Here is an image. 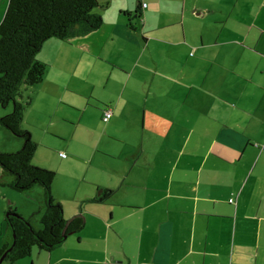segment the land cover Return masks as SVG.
<instances>
[{
	"label": "crops",
	"instance_id": "crops-1",
	"mask_svg": "<svg viewBox=\"0 0 264 264\" xmlns=\"http://www.w3.org/2000/svg\"><path fill=\"white\" fill-rule=\"evenodd\" d=\"M253 1L100 0L98 28L43 42L44 76L28 91L22 126L37 143L33 163L55 171L64 216L84 224L50 250L1 264H264V0ZM158 22L164 47L146 34ZM137 50L149 53L140 93ZM130 51L133 69L122 64ZM116 76L122 88L94 107L92 89ZM0 134V151L21 148L1 124ZM129 140L139 146L111 150ZM10 180L0 166V246L13 239L9 204L36 229L46 207L42 186L19 194Z\"/></svg>",
	"mask_w": 264,
	"mask_h": 264
},
{
	"label": "trees",
	"instance_id": "trees-1",
	"mask_svg": "<svg viewBox=\"0 0 264 264\" xmlns=\"http://www.w3.org/2000/svg\"><path fill=\"white\" fill-rule=\"evenodd\" d=\"M99 3L100 0H8L0 21V105L12 104L10 111L0 115V124L23 142L18 150L0 151V166L11 176L8 184L17 191L42 186L46 205L38 229L13 204L7 206L4 220L14 237L0 246V257L11 246L3 259L9 263L30 255L35 247L50 250L65 235L83 227V218L76 215L67 219L61 203L53 197L55 171L33 163L37 143L22 126V120L29 102L28 91L43 79L46 67L37 59V51L47 38L68 40L98 28L102 24V16L96 11Z\"/></svg>",
	"mask_w": 264,
	"mask_h": 264
},
{
	"label": "rangeland",
	"instance_id": "rangeland-1",
	"mask_svg": "<svg viewBox=\"0 0 264 264\" xmlns=\"http://www.w3.org/2000/svg\"><path fill=\"white\" fill-rule=\"evenodd\" d=\"M159 2V1H158ZM188 2H189V0H188ZM254 2H258V0L257 1H253V3ZM7 3H8V0H0V21H1V19H2V17H3V14H4V12H5V9H6V6H7ZM251 5H252V2H251ZM158 9L161 11V9H162V7H161V3H159L158 4ZM251 9L252 10H254V5H252V7H251ZM190 12H192V14H196V13H194L193 11H190ZM254 12H252V14H253ZM191 13H189V14H186V16H185V23L186 24H188V22H189V15H190ZM191 21H193L192 19H191ZM153 23L154 25H156L157 24V22L155 21V20H153V21H150V23ZM165 22H158V25L160 26L161 24H164ZM185 24V25H186ZM139 28L141 27V25H140V23L137 25ZM153 26V25H152ZM161 27L162 26H160L159 28H153V30H148L150 27H149V24H148V26L146 27V29L148 30L147 32H146V34H154V37L156 38V41L157 42H160L161 43V45H162V41L161 40H158V39H160V35H161V33H163V29H161ZM189 30L188 29H186V33H187V35L189 34ZM156 35V36H155ZM141 41V40H140ZM140 41H138L139 43H140ZM156 41H154L153 40V42H156ZM141 43H142V41H141ZM164 45V44H163ZM162 45V46H163ZM155 47V44H153L152 45V47L151 48H154ZM164 47V46H163ZM139 51L140 50H137V54L139 53ZM140 53H143V56L142 57H140V55H138L139 56V58H138V64H137V66L135 67V70L132 72V80H134V81H136V79H138V82H139V84L141 85V88H139V90H138V92L140 93V92H143V87L145 86V84H146V81L150 78V68H147L146 67V62H145V57H146V55L148 56V52L147 51H143V52H141L140 51ZM153 56H154V58L155 59H159V60H161L162 58H161V56L157 53V52H153ZM178 56V55H177ZM128 57L132 60L131 61V63H129V61L128 62H125V61H122V64H124V65H131L130 66V69H133V67H134V65L132 64V62H135V59H136V51H130L129 53H128ZM105 60V59H104ZM106 61V60H105ZM107 62H109L108 60H107ZM111 63V62H110ZM109 63V64H110ZM147 63H149V62H147ZM112 64V63H111ZM159 69H160V67H159ZM108 70H110V67L108 66V63H107V71ZM176 69L175 68H173L171 71H170V75H172V76H174V77H178L179 75H175L176 73H171V72H173V71H175ZM158 72H162L161 70H159ZM114 73H115V71H114ZM115 74H117V72L115 73ZM167 76V75H166ZM190 76L189 75H186V77L185 78H189ZM123 79V78H122ZM122 79H120L119 77H117L116 76V82L115 81H109L108 83H107V86H106V88H105V90H100V89H92V91H93V94L94 95H97V97H95L93 94H92V97L93 98H90V101H93V106L94 107H98V108H100V109H103V106H104V99H106V96L107 95H109V94H112V93H116L115 92V89H118L119 87V89H121L122 88V86L124 85V80H122ZM155 79L156 80H160L161 79V75H160V73H156L155 74ZM184 79V78H183ZM103 80H104V78H100V82H99V84H98V86H101V84H102V82H103ZM133 81V82H134ZM92 84H93V82H91ZM116 85V86H115ZM117 85H119V87L117 86ZM116 88H115V87ZM174 86H178V84H174ZM155 88V90L156 91H161L163 88H161V90L158 88V87H154ZM95 99H97V101L95 100ZM99 99V100H98ZM11 107H12V104L11 103H9L7 106H1L0 105V110H3V111H6L7 109L10 111L11 110ZM90 110V111H89ZM91 110H93V109H91V108H88L87 109V113H85V116H86V118L89 120V122L91 123V125L94 127V128H97V127H100L99 126V124H100V121H99V117L97 116V114H95L93 111H91ZM6 113V112H5ZM5 130L8 132V134H10L12 137H14V138H17V139H20V140H22V138H20V137H17L15 134H13L10 130H8V129H6L5 128ZM2 136H1V134H0V139H2L1 138ZM129 137V135L128 136H126L125 138L127 139ZM134 139V138H133ZM135 140V139H134ZM92 141V140H91ZM136 141H139V139H137ZM103 145V143H101V146ZM75 146V145H74ZM135 146H139V144H138V142H131L130 140L128 141V142H126L125 144H120V143H117V142H114L113 141V144H112V148H111V150L112 151H114V153H117V154H123L125 151H128L129 152V150H130V147H134V148H136ZM92 148V144L90 145V149ZM84 149H86V154L87 153H90L91 152V150L88 148H84ZM64 151V153H68L69 154V150L67 151V150H63ZM99 151H101V152H104V150H101V149H99ZM92 153V152H91ZM105 153V152H104ZM107 153V152H106ZM97 155H99L100 157H101V154L99 153V152H97ZM19 192V191H18ZM23 192L22 191H20L19 192V194H22ZM25 193V192H24ZM22 201H24V199L22 198V199H20V202H22ZM19 202V203H20ZM32 225V224H31Z\"/></svg>",
	"mask_w": 264,
	"mask_h": 264
},
{
	"label": "built area",
	"instance_id": "built-area-1",
	"mask_svg": "<svg viewBox=\"0 0 264 264\" xmlns=\"http://www.w3.org/2000/svg\"><path fill=\"white\" fill-rule=\"evenodd\" d=\"M145 5V3L143 4ZM111 115V109H107V110H104V113H103V116H102V119L103 120H107L109 118V116Z\"/></svg>",
	"mask_w": 264,
	"mask_h": 264
},
{
	"label": "water",
	"instance_id": "water-1",
	"mask_svg": "<svg viewBox=\"0 0 264 264\" xmlns=\"http://www.w3.org/2000/svg\"><path fill=\"white\" fill-rule=\"evenodd\" d=\"M12 234H13V237H14V232H13V231H12ZM65 237H66V235L64 236V238H65ZM10 247H11V246H9V247L7 248V250L10 249ZM7 250H6V251H7ZM6 251H5V252L2 254V256L0 257V264H1V262L3 261V259H4V255H5Z\"/></svg>",
	"mask_w": 264,
	"mask_h": 264
}]
</instances>
